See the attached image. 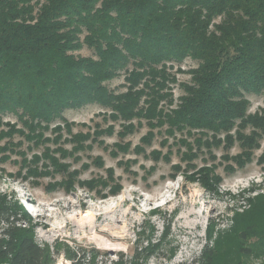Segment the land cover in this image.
<instances>
[{"label":"trees","instance_id":"obj_1","mask_svg":"<svg viewBox=\"0 0 264 264\" xmlns=\"http://www.w3.org/2000/svg\"><path fill=\"white\" fill-rule=\"evenodd\" d=\"M83 47L91 51L90 57L76 55ZM186 60L194 62L195 68L177 69L189 74L188 81L179 82L172 71ZM121 72L125 91L115 94L106 83ZM171 85L182 90L176 104ZM262 95L264 0H0V126L7 115L21 125L19 129L6 124L0 142L18 135L32 148H43L44 158L65 173L67 189L72 190L77 173L68 172L52 155L64 158L66 151L45 147L60 144L63 129L71 135L72 125L64 117L67 111L90 105L110 109L108 119L121 122V136L133 131L132 122L144 121L148 132L133 152L154 161H169V153L153 150L146 155L156 129H163L167 138L161 147L169 138L184 136L174 145L180 161L195 169L191 162L203 149L211 154L238 143L240 155L245 161L250 158L264 135V112L251 115L248 97ZM48 132L57 135L49 138ZM112 132L113 126L96 130L93 138ZM14 148L9 141L0 147V155L21 153ZM239 157L231 160L246 165ZM205 166L197 172L212 176L216 167ZM180 167L173 165L171 170L178 173ZM261 214L257 216L264 221V211ZM260 225L254 221L246 228L259 230ZM31 228L23 208L0 197V264H54L53 253L48 246L36 244ZM167 234L168 227L161 242ZM161 242L145 248V254L135 250L131 264L146 261ZM68 254L71 257L70 250ZM213 256L207 246L192 264H211ZM123 258L119 254L111 264H124Z\"/></svg>","mask_w":264,"mask_h":264},{"label":"rangeland","instance_id":"obj_2","mask_svg":"<svg viewBox=\"0 0 264 264\" xmlns=\"http://www.w3.org/2000/svg\"><path fill=\"white\" fill-rule=\"evenodd\" d=\"M76 55L90 57L92 53L83 47ZM192 68L195 63L186 60L175 65L172 72L179 82L188 81L189 74L176 70L187 72ZM106 87L115 94L123 93L124 72L106 83ZM171 88L176 104L182 90L178 85ZM248 100L249 113L262 115L264 95L249 96ZM110 114V109L96 105L67 111L64 117L72 125L71 135L63 129L60 144L45 145L51 152L58 147L66 151L64 158L59 153L52 155L60 165L68 167V172L77 173L72 190L67 189V177L60 172L61 167L44 158L43 148H32L18 135L0 142L2 147L11 141L14 151L21 152L0 155V197L5 196L8 202L23 208L31 221L34 241L40 247H49L54 264H111L118 261L119 254H123L124 264H131L134 251L145 254V248L159 244L167 227L169 234L159 250L141 264H192L207 246L214 252L211 264H264V241L260 243L264 240V221L257 216L264 211V135L247 161L235 143L228 151L216 148L211 154L204 149L197 152L191 162L196 168L192 169L187 168V161H180L178 147L174 145L184 136L169 138L167 145L161 147V141L167 138L163 129H156L146 155L153 150L162 155L169 153V161H154L133 152L148 132L145 122H132L133 131L121 136V122L109 120ZM6 124L21 128L13 115L2 118L0 130H7ZM109 126H113L111 135L93 138L96 130ZM56 135L48 132L46 136ZM188 141L192 143L193 138ZM235 156L247 164L237 166V159L231 160ZM23 159L27 162L23 163ZM178 164L181 170L175 173L171 167ZM203 166L216 167L212 176L197 172ZM213 176L215 181L210 180ZM118 188L116 194H111ZM234 218H239L236 223ZM252 219L261 224L259 230L253 226L252 230L246 228L253 224ZM80 220L93 222L95 228L77 226ZM243 232L245 236L241 238Z\"/></svg>","mask_w":264,"mask_h":264},{"label":"bare ground","instance_id":"obj_3","mask_svg":"<svg viewBox=\"0 0 264 264\" xmlns=\"http://www.w3.org/2000/svg\"><path fill=\"white\" fill-rule=\"evenodd\" d=\"M244 192V191H243ZM120 201H122L123 202V199L122 200H120ZM85 219V218H84ZM95 220H96V218H95ZM77 226H87L89 229H91V230H93L94 228H95V226H94V223L93 222H90V223H85V222H83V221H78L77 222Z\"/></svg>","mask_w":264,"mask_h":264},{"label":"built area","instance_id":"obj_4","mask_svg":"<svg viewBox=\"0 0 264 264\" xmlns=\"http://www.w3.org/2000/svg\"><path fill=\"white\" fill-rule=\"evenodd\" d=\"M60 264H67V263H63V262H62V263H60Z\"/></svg>","mask_w":264,"mask_h":264}]
</instances>
